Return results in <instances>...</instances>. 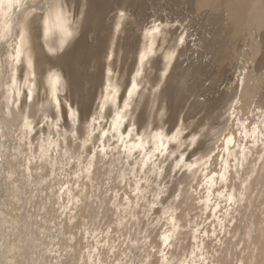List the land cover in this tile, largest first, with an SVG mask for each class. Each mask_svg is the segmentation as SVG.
<instances>
[{"label": "bare ground", "instance_id": "6f19581e", "mask_svg": "<svg viewBox=\"0 0 264 264\" xmlns=\"http://www.w3.org/2000/svg\"><path fill=\"white\" fill-rule=\"evenodd\" d=\"M254 1L250 0L244 9L248 10L251 7L254 10V15L258 16L260 15L259 12L263 11H258L262 3H260V0H256V3H254ZM257 1L260 3L259 6ZM20 3V8H13V10L7 12L6 15H0V36H2L5 31L10 32L16 37L17 42H19V33L21 31V24L23 22L22 16L24 14L29 11L34 12L37 16L46 14L45 10L36 9L34 7L35 5L40 4L41 0H20ZM51 3L53 5L61 4L66 10H68L67 23L62 24L60 21H58L54 11L48 28V36L45 38L43 35H41V38L39 39L35 26V19L33 17H29V21L27 22L25 29L28 34L27 46L24 49V53L21 57V64L15 67L17 83L22 86L24 75L27 71L26 58L28 57L29 53H31L34 69L40 76V80H38L40 86L35 91L33 102H29L26 98L27 89L22 88V94L20 97V105L22 107L23 113L26 114L28 119L32 122L34 131L36 126L45 122V115L48 116L49 120H53L55 109L48 107L42 109L41 107L42 105H47L48 99L51 97L53 89H55L57 92V98L61 100L59 111V119L61 123V127L59 129L61 134L60 137L57 138V129L55 127H50L47 122L46 123L48 127H45L46 129L43 128V130H40V133L43 135H40V137L37 138L35 142V138L33 139L31 137L32 134L30 136V141L34 146V152L37 154L39 153V141L43 138L45 139V144L47 145L46 138L49 135H51L52 139L56 142L57 148H62V145L64 144L63 151L59 150L58 156L57 154L53 153V151L57 153V149L53 148L51 154L44 157L49 162V165H51L50 168L49 165H47L48 170L44 176L47 178L51 177L53 171H60L58 174L59 176H61V174L65 176L67 175L66 180H58L59 176L57 177L55 175V181L57 180L56 184H53L52 181L48 182L47 185L43 184L42 190L46 191L47 193L46 200L49 198L51 201L48 212H54L57 214L61 208V214H65L66 221H70V219L74 217L72 214L74 210L82 212L88 207H92V200L95 198L92 197V202L90 199L93 193H91L88 189L85 193L84 189L78 192L74 190V186L76 183H78V180L74 181V186H64L69 184L70 179L68 180V178L70 175H79V177L82 175L81 178L83 179L89 178L92 172L96 173L98 169L105 168L107 166V168L103 170L105 172L104 174L110 176L114 171L117 172V178L120 180V183H124L125 185V187L117 186L119 187L118 192L121 190H124L125 192V195L121 197V200L118 199V195H113L108 201V204H113V199L118 197L115 200L118 202V204H115V208L112 209L113 222L122 224L124 217L128 216L129 214L133 216L139 214L137 207L140 206V201L147 199V203L143 205L145 208V210L142 211L145 214L144 216L147 217V215H151V213H153V215L157 217L156 220H158V222L163 220L158 231L154 233L155 240H153L155 248L157 249V253H165L163 254L162 261L165 259L166 264H173L174 257L176 256L175 259L177 258V261L175 264H198V258L206 255V253H211L214 255V251H205V249H209L211 247L213 248L212 242L208 244L206 243L205 248H203L202 242H204V240L201 238V236H199V234L198 236H195L194 232V234L188 231L183 232L181 229L178 230L177 228L179 224L185 221L184 213L192 209H200L202 212L203 210H207L209 208V218H211V216L219 217L218 214L221 213L220 217L223 218V220L230 215L231 219L229 222H232V220L235 218L233 216L236 214L237 209L240 210L242 206L241 203L245 202V211H250V217L253 218L256 215L258 208L257 198L252 200V194L255 193L256 189L264 188V73L262 75H258L256 71L258 70L257 67L255 70L253 67L252 70L247 72L245 75L244 87L240 84L237 85L232 94L226 95L223 93L222 97L224 100H212L205 97L204 102H199L197 98L199 96H206V90L202 89V78L198 75V72L193 69L194 67L187 69L182 68L179 57L183 56L187 49L177 42V37L180 34H177L176 31L169 32L170 38L160 37L161 32L155 36L146 37L144 32L149 28L145 25L147 22L145 16L134 14L136 19H134V21L131 23H125V31L120 34V27H123L124 25L122 23L123 20H121L117 14V8L124 11L128 10L127 0H51ZM85 4L88 5L86 9L84 7ZM63 28H66L68 31H74L75 35L64 45L67 48V51L63 56L59 58L51 57L49 55V47L52 50H55L61 45V41L65 40L62 30ZM87 32L96 37L94 44L85 43L84 37L78 39V35L80 33L82 35V33L86 34ZM105 32L108 33L105 34ZM260 41L262 42V40ZM170 42L173 43L172 46H169ZM261 42L258 43V41L255 39L253 43L255 45L253 47V51H256L257 53L264 52V40L262 43ZM148 43H153L156 45V47L153 49L152 54L149 55L148 60L145 62L141 80H143V84L148 85V89L150 88V91L155 87H160V81H163V87L155 98L153 96V91L148 97L146 96V93L140 94V92H138L136 94V97L138 96L139 99L137 98L133 100L132 109L126 115L125 123L120 129V134L127 137V129L135 124L134 134L136 136L145 137V143L148 145V147L144 149V152H148L153 147V145L152 142L147 139V133L145 131L146 127L152 131H163L166 137L175 136L177 130L183 128V131L179 137L182 143L172 144L171 142L165 140L167 146H173L176 144L175 147H170V149L173 148L174 151L172 152L178 154V156L171 160L166 171L168 175L169 173H173L175 171L174 162L177 161L182 154V167H187V171L189 165L195 164L198 167H196V170H192L191 174H185L183 177V182L189 183V180H196L197 185L194 187V189L197 191V193L199 187L203 188L199 192V196L193 195L190 191H185L182 195L181 201H178V203H176L177 201L169 202V199L154 200V197L157 194H160V198L162 195L160 192L161 189H159V187L162 185V181H158L160 174L153 176L149 172L147 166L144 167L143 171H141L138 161L140 160L143 153H141L140 150L133 151L132 159H128L127 154L124 152L122 146H120L119 150H117L119 141L111 133V123L113 121L116 108L119 107L122 109L124 100L127 99V91L130 88L131 78L137 66L138 53L139 51H143ZM33 46L35 51H33ZM85 48H87L86 52L83 51ZM8 51H11V49H8ZM170 52L177 54V57L175 56V59L172 61L168 59ZM133 53L136 55L134 56ZM108 54L112 55V61L107 60L106 57ZM50 68L52 71L60 74V84L49 82V76L51 75L49 72ZM110 68L114 72V75L111 79L118 87L119 95L116 98L115 105H105L100 122L95 127L97 129H103L104 131L109 132V137L105 138L108 142L105 146L111 147L110 143L113 142L112 147L116 146L115 150L117 152L116 156L118 155V158L116 157V160H107V157L111 156L110 151L103 156L98 153L89 173L84 171L80 167V164H77L75 160L79 157L81 150L83 149V155L85 156V159L81 161V163L86 166L88 163V157L91 156V151L94 150V145H99L98 137L101 135V133L99 131H95L91 142L85 146L84 141L88 138L89 131L85 126V120L87 119V121L90 122L91 118L94 115H97L100 111V105L103 103L102 90L103 87L108 83L109 78L107 76V71ZM243 70L246 71L245 68H243ZM11 71L12 70L6 64L0 61V102L4 101L5 96L8 95L9 85L11 83ZM164 71H168L169 73L167 78L162 75ZM149 73L151 74L148 75ZM67 79L70 81L69 90L65 86ZM239 87H242L240 101L245 103L248 102L251 106L254 105V108H250L247 113V115L252 116L245 119H232L231 117H228L222 120L223 115L215 114V110L224 109L226 107L228 112L232 110L233 100L237 96V88ZM19 110L20 109L16 108L13 109V111ZM70 110L77 112L75 128L72 127L73 121L69 115ZM162 110L166 112V115L163 118L160 116V111ZM5 111H7L6 108ZM137 111H139V113ZM202 112L203 116L197 118ZM210 116L211 120L209 121ZM8 119L9 118L6 116L5 120ZM248 119H250V122L245 124L246 120ZM102 121L108 123H106L104 126ZM188 122H191V126L184 127V125ZM206 126L209 128L202 136H204V138L211 136V143L216 147H214L213 151L207 152L210 149V145H206V143L203 141H197L196 146H187V148L189 147L190 149H192L191 147L195 148L189 153V156L186 157L187 153L185 152L189 150L186 149V151L183 153L182 147L188 144V140L191 138V133L195 132L196 135H198ZM220 126H223V129L217 132V128ZM72 131H75L76 133L73 141H80L76 147H73V145V148H71V146L69 147L66 136ZM225 131H228V133L223 134ZM19 133L20 129L17 127L14 121H9V123L3 128V131L0 132V148L4 149L3 159L5 160H3L4 162L0 164V169H3L1 177H3L4 174H7L8 176L10 173L9 170L7 171L8 165H13L12 167L15 168V170L18 168V166L20 167V165L21 167L24 165L26 171L28 168H35L30 164L33 160L36 161V159H33L31 162H29L28 156L31 155V153H29L26 146L23 149L20 148L18 139ZM218 134H220L218 138H214ZM253 134H255V139H253ZM220 137H223L222 140H220ZM229 137L232 139L231 143H228ZM219 141H221V143L218 145ZM130 142L132 141L129 140V143ZM242 149L245 150L243 154H241ZM65 150H67L69 153V156L67 157L69 163L67 165L70 164L71 160H74L75 162V165L70 170L64 169V167L67 166L64 165ZM217 150L218 154H216V156H212V153ZM248 150L251 151L250 155ZM198 154L200 155L199 158H197L195 161H191L188 164L186 163L187 159L193 158ZM13 156H16L18 159L16 160L15 158L11 162H8ZM222 161L227 163V171H225ZM245 163L248 166L247 168H243ZM55 164H58V166L56 167ZM62 165H64L63 168L61 167ZM159 166L160 165H157V167ZM199 168H202V170H198ZM132 169H136L134 175ZM72 170H74L73 173L70 172ZM206 170L208 171L205 174L198 176L200 172L202 173ZM19 171L20 172L18 176L16 175L17 178H15V176V179L12 177V181H7V186L10 189L12 197H19V195L22 193V190L27 188L31 183L35 182L32 180L29 181L28 171L27 173L25 170ZM63 171L65 172L62 173ZM222 174L225 177L223 181L220 179ZM121 175H123V179L121 178ZM249 178L250 180L246 184L245 182L248 181ZM239 179L240 181L238 182ZM146 180L151 181L150 183H147L149 186H143L141 184V181ZM137 181L140 182V195H137ZM22 182L25 183L23 184ZM154 182L157 183L158 187L149 189L151 184ZM55 185H61L62 188L66 189H63V193H60L62 188H59L55 192L53 191V189L56 188ZM88 185L90 187V184ZM170 192L172 197L177 195V191L174 188H171ZM146 193L153 194L150 197H147ZM164 193L165 192H163V194ZM56 194L59 195L57 199L54 198L56 197L54 196ZM230 195L234 198L233 203L231 204L227 200V197ZM52 196H54L53 199ZM125 197L127 198V202L125 201L126 203L121 205L122 200L124 201ZM61 198L63 200L62 203H60L62 201ZM78 198H81V201L83 202L82 205H79V201L77 200ZM200 199H204L205 202H203L204 200L202 202L205 204L200 206ZM189 201L191 202L189 203ZM197 201L198 204H196ZM153 203H155V205L162 204L165 208L162 207L161 209H157L152 207ZM56 205H59V207ZM217 205H219V207H217ZM43 206H46V201L43 203ZM168 207H174V209H168ZM68 209L69 212H66ZM177 210H181L182 215H177L175 217L174 212ZM59 217H61V215H59L58 218ZM2 218H4V216ZM143 218L140 219L138 224H142L143 233H147L149 232L147 223L148 221H144ZM8 221H6L4 218L1 222H5L4 225H6V223L11 222ZM130 222L131 219H129L125 224L126 239L129 238L131 229L137 225L136 223H132L131 227H129ZM215 222H217L216 219ZM262 222L263 220L256 219L252 221V224H255L256 226V224H260ZM173 224L175 227H173ZM81 225H83V223H78L75 225V227H79ZM213 225L212 227H214ZM248 225H250V223ZM248 225L245 226L244 232L236 244L239 245V242L245 243V250H241L242 252H239V256L236 254L238 257L236 264H264V229L253 228V226L249 227ZM181 226L185 227V224H182ZM11 227L10 229H12ZM209 227H211V225ZM3 229H5V227ZM212 229H204L201 231V234L206 233V231L211 234L218 231V229L217 231ZM238 229H240L239 225H236L233 231L235 232ZM35 232L36 230L32 229L30 232L31 237L28 239L31 249L38 247V245H36V241H41V239H43L41 237V239L38 238V235L36 236ZM47 237L50 239V241L54 238L51 234L47 235ZM81 237V247L80 249L76 250L74 255V260L77 262V264H89L88 260H90L92 257L95 258L93 264H104L109 262L107 260L110 257V254H108L106 250L101 251V247H99L100 245L98 246V243H96L95 240H92L93 242L91 244V241L85 239V233L82 234ZM235 237L237 238V236ZM107 239L108 237L105 236L103 241ZM111 239L109 240L110 243L112 242ZM165 239H167V243H165ZM89 243L92 245L91 248L94 251L87 253L88 263H86V261L83 263L82 260L85 259L84 257L86 253L84 252V249L86 246H89ZM123 244L124 242L119 247V251L116 252L114 256H112V260L109 262V264H117V261H120L119 264H134V262L131 261V254L135 246L130 245L123 247ZM226 244L228 245L227 248L225 247L224 250H217L222 253V256L217 258L218 263H225V257H227V255L232 252L230 251V246L233 247L235 245L232 241L226 242ZM50 245L52 246L51 242L47 244V247ZM170 246H175L176 248L172 251H169ZM97 249L99 251L98 253H96ZM178 250L180 251V254H177ZM243 252H247L246 256L242 254ZM235 253L237 252L235 251ZM149 255L150 253L147 255L140 254L139 262L135 264H144L145 259L149 257ZM230 256L232 257V255ZM37 258L39 259H36V264H45L44 261H41V255H39ZM48 259L52 264L61 263L59 256H50L47 257V260ZM54 260H56L55 263ZM29 262L30 264H35V261L30 259ZM158 262L159 260L155 259L154 261H151L150 264H158ZM46 263L49 264L48 262ZM64 263L65 261L62 262V264Z\"/></svg>", "mask_w": 264, "mask_h": 264}, {"label": "rangeland", "instance_id": "374dc122", "mask_svg": "<svg viewBox=\"0 0 264 264\" xmlns=\"http://www.w3.org/2000/svg\"><path fill=\"white\" fill-rule=\"evenodd\" d=\"M120 1H124V0H120ZM204 1L203 0H129V1L127 0L128 10H126V13H131V15H126L125 21L123 20L122 22L124 26L120 27V34H122L125 31L126 24L131 23L132 21H134V19H136L134 14H140L142 16H145V19L147 20L145 25L148 28H150V25L152 23H162V30L160 33V37L170 38L169 32L172 31H176L177 34L184 33L185 42L182 46L186 47L187 51L183 56L179 57V61L181 63L182 68L184 69L194 67L193 69H195L198 72V75L201 76L202 78L203 82L201 85H202V89L206 90V96H199L197 98L199 102H204L205 97L210 98L212 100L215 99L224 100L222 97L223 93L226 95L232 94L233 90L237 87V85L240 84L243 85L244 87L245 75L247 74V72L251 71L253 67L254 70L257 67L258 70L256 71L258 75H262L264 73V52L257 53L256 51H253V47L255 46L253 43L255 39L258 41V43L261 42L260 40H262V42L264 40V2H263L264 0H260V3L263 4V5L261 4L263 8L260 5V9L258 11L261 10L263 11L259 12L260 15L258 16L254 15V10L251 7L248 10L244 9L246 4L250 2V0H215V1L207 0L206 2ZM211 2L214 3L212 4ZM257 2L259 6L260 3L259 1ZM254 3H256V0L254 1ZM129 5L132 6L130 7ZM177 25H179V27H177ZM107 33L108 32H105V34ZM82 37H84L85 43L88 44L95 43L96 37L92 36V34L88 32L86 34L82 33L81 35L80 33L78 35V39ZM172 44L173 43L170 42L169 46L170 45L172 46ZM86 49L87 48H85L83 51L86 52L87 51ZM243 68H245L246 71H244ZM150 74L151 73H149L148 75ZM152 91L153 89L151 91L150 88L148 89L147 84L141 85L140 94L146 93V96L148 97L150 96V94H152ZM241 92H242V87L237 88V96L233 100L232 110L228 112L226 107L224 109L215 110L216 112L215 114H222L223 115L222 120L228 117H231L232 119H237V118L245 119L247 117H251L252 115H247V113L250 108H254V105L251 106L250 103L248 102L245 103L240 101V95L242 94ZM137 98L138 96L136 97V99ZM263 104H264V100H263ZM137 112L139 113V111ZM201 116H203V112L199 114L197 118ZM210 120H211V116L209 117V121ZM249 120L250 119L246 120L245 124H248L250 122ZM106 123L108 122H103L102 124H104L105 126ZM45 127H48L46 122L36 126L35 131H33L31 136L33 139L35 138L34 142L37 140V138L40 137V135L41 136L43 135L40 133V130H43V128ZM208 128L209 127L206 126L197 136H198V142L203 141L206 143V145H210V149L207 151L210 152L214 150V147H216L214 144L211 143L210 139L212 137L210 136L208 138H204V136H202L207 132ZM222 129L223 126L218 127L217 132ZM227 133L228 131H225L223 134H227ZM219 135L220 134H218L214 138H218ZM66 136L69 147L70 146L71 148L76 147V145L80 143L79 140L73 141V137L71 133H68ZM222 138L223 137H220V140H222ZM220 143L221 141L218 142V145ZM112 144L113 142L110 143L111 156H108L107 160H116L118 158V155L116 156L117 153L115 150L116 146L112 147ZM63 145L62 148L58 147V149L63 151ZM175 145L173 146L168 145L169 146L168 151L169 152L174 151V149L173 148L170 149V147H175ZM191 148L192 149H190L189 147L187 148L186 145L182 147L183 153L186 151V149L189 150L185 152L187 153L186 157L189 156V153L192 152V150L195 147L194 148L191 147ZM53 153L57 154L55 151H53ZM216 154H218V150L214 151L212 153V156H216ZM250 154L251 151H249V155ZM176 156H178V154H175L174 156H169L166 160L163 157H157L156 158L157 165H159L160 161H163V166L167 170L171 160H173ZM199 157L200 155L198 154L193 158H189L187 159L186 163L188 164L191 161H195ZM15 158L16 156L11 157L10 158L11 160H9L8 162H11ZM17 159L18 158H16V160ZM45 159L46 158L36 159V161L35 160L32 161L30 165L32 167L34 166L35 168L32 169L28 168L27 171L28 173L29 172L31 173V180L35 182L31 183L27 188L22 190V193L19 195V197L11 196L10 189L7 186V181H12L13 179L17 178L20 172L19 170H25V172L27 173L24 165H22L23 167H21V165L20 167L18 166L19 169L16 168V170L15 168L12 167L13 165L10 166L8 165L7 171L9 170L10 173L8 174V176L7 174H4L3 177H1L3 169L2 170L0 169V185H1L0 263L1 264H4V262L5 264H30L29 259L35 261L34 263L36 264V259H39L37 258L39 255H41V259H42L41 261L42 262L44 261L45 264H47L46 262L52 264L50 263L49 259L47 260V257L50 256L51 257L59 256L61 261L60 264H62L63 261H65L64 264H77V262L74 260L75 259L74 255L76 250L80 249L81 247L80 245L82 243L81 236L84 233L86 236L85 239L91 241L90 242L91 244L95 240V242L98 243V246L100 245L99 247H101V251L106 250V252L110 254L109 255L110 257L107 260L109 262H111L112 256H114V254L119 251L118 250L119 247L124 242L123 247L130 245L135 246L131 254V261L134 262V264L139 262L140 254L147 255L148 253H150V255L145 259L144 264H150L151 261H154L155 259L159 260L158 264H166L165 259L162 261V257H163V255H161L162 252L157 253V249L155 248L153 242V240H155L154 233L158 231V229L162 224L161 222H163V220L161 222H158V220H156L157 217H155L153 213H151V215H147V217L144 216L145 214L142 211H144L145 208L143 207V205L147 203V199L140 201L139 203L140 206L137 207L139 214H136V216L129 214L128 216L124 217L122 224H119L118 222H113L112 209L115 208V204L116 205L118 204V202L115 200L118 197H119L118 199L121 200V197L125 195L124 190L118 192L119 187L117 186L125 187V185L124 183H120V180L117 178V172L114 171L110 176L104 174L105 172L103 170H105L107 166L105 168H100L101 170L98 169L97 170L98 172L96 171V173L92 172L89 178L83 179L81 178L82 175L79 177V175H74V174L70 175L68 178V180L70 179L69 180L70 182L67 185L68 187L74 186V181L78 180V183H76L74 186V190L76 192L84 189V193H85L86 190L88 189L91 193H93L90 199L91 201L93 198H95L92 200L93 202L91 201L93 205L92 207L90 206L82 212H78L77 210H74L72 212L74 217L71 218L70 221H66V215L61 214V208L57 214H55L54 212L49 213L48 208L50 207L49 204L51 205V201L49 198L46 200L47 193L46 191L42 190L43 184L47 185L48 182L50 181H52L53 184H56L57 180L55 181V176L53 175V173L51 177L47 178L46 176H44V174L48 170L47 165H49V162L47 161V159L46 160ZM3 160H4L3 158L0 159V164L5 161ZM246 163L244 164L245 166L243 168L248 167ZM55 165L56 167L58 166V164ZM74 165H75L74 160L73 161L71 160L70 164L64 167V169L70 170ZM50 167L51 165H49V168ZM196 167L197 165H195L191 169L188 168V171L186 170L187 167L185 168L182 167L180 169H175V171L173 173H169V175L167 171L165 172L164 175L162 176L160 175L158 181L159 182L162 181V185L160 186L161 188L159 187V189L163 188L165 192L164 194L162 193L160 199L161 200L169 199L168 200L169 202L177 201L176 203H178V201L179 202L181 201L182 195L185 191H190L193 195L199 196V192L202 190L203 187H199L197 193V191H195L194 189V187H196L197 185L196 180H192V181L189 180L190 181L189 183L183 182L184 175L189 173L191 174L192 170H196ZM198 170H202V168L201 169L199 168ZM207 171L208 170L203 171L202 173L200 172L198 176H200L201 174H205ZM64 172L65 171H63L62 173ZM70 172L73 173L74 170ZM55 173H56L55 175L58 177L60 171ZM58 178H57L58 180H66L67 175L65 176L61 174V176H59ZM249 180L250 178L245 183L247 184ZM239 181L240 179L238 180V182ZM141 182L143 186L148 185L147 183H145V181H141ZM22 183L24 184L25 182ZM88 184H90V187ZM55 186H54L55 189H53V191L55 192L59 188H62L61 185H55ZM153 187L154 188L158 187L156 182L152 183L149 189H152ZM171 188H174L177 191L176 192L177 195L174 197L171 196L172 195L170 192ZM62 189L65 190L66 188H62ZM61 190L60 193H63V191L61 192ZM152 194L146 193V196L150 197ZM113 195H118V197L113 199L114 202L113 204H108L110 197ZM252 195H253L252 200L257 198V204H258L256 215L253 218L250 217V211L248 212L245 211V206H244L245 202L241 203L242 206L240 210L237 209L236 214H234L233 216L235 218L232 220V222H229V220L231 219L230 215L223 220V218L220 217L221 213L218 214L219 217L211 216V218H209L210 217L209 208L207 210H203L202 212L200 209L198 210L192 209L184 213L185 221L179 224L177 229L178 230L181 229V231L183 232L185 231L186 232L188 231L190 233L194 232L195 234L194 233L193 234L195 236H198L199 234V236H201V238L204 240V242H202L203 248H205L206 243L208 244L212 242L213 248L211 247L209 249H205V251L206 252L214 251V255H212L211 253H206V255L198 258V262H197L198 264L200 263L201 264H236L238 261V257L236 254H238L239 256V252L245 250L244 248L245 243L239 242L240 244L236 245L238 243L240 236L244 232L245 226L250 223V225H248L249 227L253 226V228L264 229V225H262L264 224V200H263L264 188L256 189L255 193H253ZM54 196H52V199L53 197L57 199L59 195L56 194ZM77 200L79 201V205L83 204L81 198H78ZM203 200L204 199L202 200L200 199L199 201L200 206L205 204L203 203L205 202V200L204 201ZM45 201H46V206H43V203H45ZM62 202L63 200L60 203ZM190 202L191 201H189V203ZM123 203H126L125 198L124 201L122 200L121 205ZM196 204H198V201L196 202ZM57 207H59V205ZM162 207H164L162 204L155 206V208L157 209H161ZM170 208L174 209V207H168V209ZM67 211L69 212V209L66 210V212ZM174 214L175 217L177 215H182V211L177 210L174 212ZM59 215H61V217L58 218ZM3 216L6 221L9 220L13 224L8 221L9 223H6L7 226L4 225L5 222H1L4 219L2 218ZM141 218H143L144 221L146 220L148 221L147 223H148L149 232L147 233L145 232L143 233L142 231L143 225L138 224ZM129 219H131V222L129 223V227H131L132 223H136L137 225L131 229L130 236L128 239H126L125 224ZM215 219L217 220L218 223L215 222ZM256 219L263 220V222L260 224H256L255 226V224H252V221ZM78 223H83V225L79 226L80 228L75 227V225ZM182 224H185V227L181 226ZM210 225L211 227H209ZM212 225L214 227H212ZM236 225H239L240 229L234 232L233 230L236 227ZM4 227L5 229H3ZM10 227L12 229H10ZM209 228L210 229L213 228L216 231L218 229V231L215 232V235H213V233L212 234L208 233L207 231L206 233L201 234L202 230ZM32 229L36 230L35 234L36 236L38 235V238L40 237L43 238V239L40 238L41 239V241L39 240L40 242L39 241H36L37 243L35 242L36 245H38V247L34 249L33 248L31 249L28 243V239L31 237L30 232ZM49 234L53 235L54 237L53 240L51 241L47 237V235ZM105 236L108 237L107 239L108 241L107 240L103 241V238ZM235 236H237V238ZM110 239L112 241L111 243L109 242ZM231 241L235 244L233 247L230 246V251L232 252H230L227 255L228 258L225 257V263H218L217 258H220L222 256V253L217 250L219 249L224 250L225 247L226 248L228 247L226 242H231ZM49 242H51L52 246L50 245L47 247V244ZM90 243L89 246H86V248L84 249V252L86 253L84 257L85 259H83L82 262L84 263L86 261V263H88L89 261V264H93L95 260L94 257H92L90 260L87 261V257H88L87 253L88 252L91 253L92 251H94L92 250L91 248L92 245H90ZM169 248H170L169 251H172L176 247L170 246ZM235 251L237 253H235ZM98 252L99 251L97 249L96 253ZM177 254H180L179 250L177 251ZM242 254L246 256L247 252H243ZM230 255H232V257ZM175 257L173 264H175L177 261V258L175 259ZM55 262L56 260H54V263ZM109 262H106L104 264H109ZM119 263L120 261H117V264Z\"/></svg>", "mask_w": 264, "mask_h": 264}, {"label": "snow or ice", "instance_id": "6c2138e0", "mask_svg": "<svg viewBox=\"0 0 264 264\" xmlns=\"http://www.w3.org/2000/svg\"><path fill=\"white\" fill-rule=\"evenodd\" d=\"M21 3L20 0H0V15H6L7 12H10L13 10V8H20ZM36 9H42L45 10V15H35L34 12L29 11L26 14L22 16V24H21V31L19 33V42L16 41V37L13 36L10 32L5 31V33L0 36V61H2L4 64H6L12 71H11V83L9 85V92L8 95L5 96L4 101L0 102V132L3 131V128L6 124L9 123V121H14L17 125V127L20 129V133L18 135L20 148L23 149L25 146L27 147L29 153L31 155L28 156L29 162H31L33 159H43L45 156H49L52 152L53 148L57 149V155H59V149L57 148L56 142L52 139L51 135H49L47 139V145L45 144V139H41L39 141V153L34 152V146L30 141V136L32 132L34 131L32 122L28 119L27 115L23 113L22 107L20 105V97L22 94V88L27 89V100L29 102L33 101L34 94L36 89L40 86L38 83V80H40V76L38 72L34 69L33 60L31 58V53H29L28 57L26 58V65H27V71L24 75L23 85H19L16 80V72L15 67L19 64H21V57L24 53V49L27 46V39L28 34L26 29V24L29 21V17H33L35 19V26L38 32L39 39L41 38V35H43L45 38L48 36V28L50 25L51 17L53 15V12L55 11V15L57 17V20L60 21L62 24L67 23V17H68V10H66L61 4L53 5L51 3V0H41L40 4H37L34 6ZM85 9L88 7L87 4L84 5ZM86 14V13H85ZM117 14L120 17L121 20H124L126 15H131V13H126V11L121 10L117 8ZM179 27V25H177ZM63 34L65 37L64 41H61V45L55 49L52 50L49 47V55L51 57L59 58L63 56L67 48L64 46L68 40H70L74 35V31H68L66 28H63ZM119 30V29H118ZM162 30V23H152L150 25V28L144 32V35L146 37L148 36H155L156 34L160 33ZM177 42L180 45H183L185 42V35L184 33H181L177 37ZM156 47L153 43H148L145 46V49L143 51H139L138 53V60H137V66L135 69L134 74L131 78V85L130 88L127 91V99L124 100L123 108H116L115 115L113 118V121L111 123V133L112 135L118 139L119 145L117 146V150H119V147L122 146L124 152L127 154L128 159H132V153L133 151L140 150L143 155L141 156L140 160L138 161V165L141 168V171H143L144 167H148L149 172L155 176L157 174L164 175L166 172V169L163 166V161L159 162V167H157V156L163 157L165 160L169 156H174V152L168 151V146L165 143V140L171 142V143H182L180 141L179 137L181 132L183 131V128L178 129L175 136H168L166 137L163 133V131H152L149 128H145V131L147 133V139L152 142L153 147L148 151L144 152V149L148 147V145L145 143V137L136 136L134 134L135 132V124H133L132 127H129L127 129L128 136L125 137L120 134V129L125 123V118L127 113L132 109L133 100L136 99V94L140 92L141 85L143 84V80H141L145 62L148 60L149 55L152 54L153 49ZM8 49H11V51H8ZM33 51H35L33 46ZM135 56L136 54L133 53ZM176 56V53L170 52L168 59L170 61L174 60ZM107 60L112 61L113 57L111 54L107 55ZM49 72L51 75L49 76V82L60 84L61 83V76L59 73L52 71V69H49ZM168 71H164L162 75L167 78ZM114 75L113 70L110 68L107 71L108 76V83L103 87L102 90V97H103V103L100 105V111L97 115H94L91 118V121L88 122L87 119L85 120V126L89 130L88 131V138L84 141L85 146H87L88 143L91 142L92 136L94 135L95 131H99L101 135L98 137L99 139V145H94V150L91 151V156L88 157V163L85 166L81 163L85 159V156L83 155V149L81 150V154L79 157L75 160L77 164H80V167L86 171L89 172L92 169L93 162L95 161L97 154H101L102 156L109 152L111 150V147L107 145L106 137H109V132L104 131L103 129H97L95 126L100 122V119L103 115L104 107L107 104H113L116 103V98L119 95V89L116 86V84L112 81V77ZM160 87L153 88V96L154 98L157 96V94L162 90L163 87V81L159 82ZM66 88L70 89V81L67 79ZM61 106V100L57 98V92L55 89H53L51 93V97L48 99L47 105H42V109L45 107L48 108H54L55 114L53 117V120H49L48 116L45 115L44 119L45 122H47L50 127H55L57 129V138L60 137V119H59V111ZM5 108L7 111H5ZM20 109L19 111H13V109ZM69 115L72 118L73 125L72 127L75 128L76 124V117L77 112L76 111H69ZM166 115L165 111H160V116L163 118ZM8 117V120H5V117ZM191 122H188L184 125V127H190ZM71 135L73 138H75V131L71 132ZM253 139H255V134H253ZM129 140L132 142L129 143ZM198 136L195 132L191 133V138L188 140L187 146H194L197 144ZM232 139L231 137L228 138V143H231ZM245 150H241V154H243ZM4 156V149L0 148V159H2ZM69 156V153L67 150H65V159H64V165H67L69 163V160L67 157ZM223 166L225 171H227V163L223 162ZM62 165L61 167L63 168ZM183 166V157L181 154V157L174 162L175 169H180ZM195 165H189V169L194 167ZM133 175L136 172V169H132ZM55 171H53V175L55 176ZM121 178L123 179V175H121ZM29 181H31V173L29 172L28 176ZM220 179L223 181L225 177L223 174L220 176ZM151 181H145V183H150ZM64 187H67L65 185ZM137 188V195H140L139 188H140V182L137 181L136 183ZM63 191V189H62ZM161 193L164 192V189L160 190ZM223 195V194H221ZM178 198V197H177ZM160 194H157L154 197V200H159ZM233 196H228L227 200L231 204L233 203ZM242 199V196H241ZM125 201L127 202V198L125 197ZM155 203L152 204V207H155ZM219 207V205H217ZM173 227L175 225L173 224ZM213 235H215V232H213ZM165 243H167V239H165ZM163 255V253H161Z\"/></svg>", "mask_w": 264, "mask_h": 264}]
</instances>
